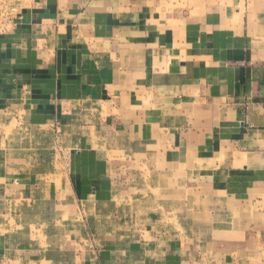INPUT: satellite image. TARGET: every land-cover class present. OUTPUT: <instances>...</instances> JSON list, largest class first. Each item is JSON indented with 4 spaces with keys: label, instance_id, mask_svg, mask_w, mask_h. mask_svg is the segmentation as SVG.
<instances>
[{
    "label": "crops",
    "instance_id": "0c3cea01",
    "mask_svg": "<svg viewBox=\"0 0 264 264\" xmlns=\"http://www.w3.org/2000/svg\"><path fill=\"white\" fill-rule=\"evenodd\" d=\"M110 211L142 264H264V0H0V264H98Z\"/></svg>",
    "mask_w": 264,
    "mask_h": 264
},
{
    "label": "rangeland",
    "instance_id": "374dc122",
    "mask_svg": "<svg viewBox=\"0 0 264 264\" xmlns=\"http://www.w3.org/2000/svg\"><path fill=\"white\" fill-rule=\"evenodd\" d=\"M198 175L197 171H191L184 173L183 179L185 185L190 184L191 180L195 179L196 176ZM188 188H184L183 194H184V201L185 203L190 197L191 194V189L189 186ZM110 214V219L109 220H104L102 222L103 226L102 228L104 229V239L103 236L98 235V237L95 235V226H96V220L94 218L92 220H88L87 222V227H88V251H92L93 254H95L96 259L99 261L98 264H110L112 260H116L115 256L113 258H109L110 255L112 254L111 249L114 241H112V232L115 231L117 233V240L115 241V245L120 246V251H119V263L118 264H142L143 259H144V254L141 252V254H135V253H129L128 250V243L130 238H128V220L127 219H120V220H113V211L109 212ZM116 215V213L114 214ZM190 216V215H188ZM101 223V222H100ZM114 227V229H113ZM102 228L100 230H102ZM147 238H152V237H145ZM259 239H263V237H259ZM141 242V241H140ZM144 242V241H142ZM125 247V250L123 249ZM137 248L134 246L133 249ZM78 256V255H77ZM88 258H85L86 260L92 261L94 260L91 255L88 254ZM132 257V259H131ZM106 260V263H101V261ZM115 264V263H114Z\"/></svg>",
    "mask_w": 264,
    "mask_h": 264
}]
</instances>
